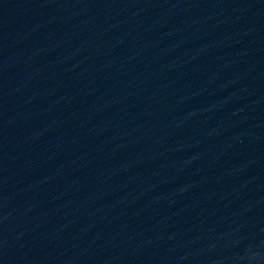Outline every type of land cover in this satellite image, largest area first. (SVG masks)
I'll return each mask as SVG.
<instances>
[{
	"label": "water",
	"instance_id": "1",
	"mask_svg": "<svg viewBox=\"0 0 264 264\" xmlns=\"http://www.w3.org/2000/svg\"><path fill=\"white\" fill-rule=\"evenodd\" d=\"M0 264H264V0H0Z\"/></svg>",
	"mask_w": 264,
	"mask_h": 264
}]
</instances>
